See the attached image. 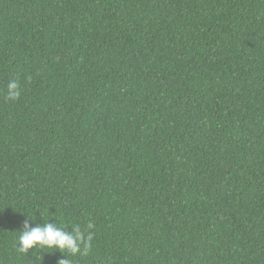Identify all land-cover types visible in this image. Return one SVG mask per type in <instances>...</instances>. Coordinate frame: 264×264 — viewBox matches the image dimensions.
Wrapping results in <instances>:
<instances>
[{
  "label": "trees",
  "instance_id": "16d2710c",
  "mask_svg": "<svg viewBox=\"0 0 264 264\" xmlns=\"http://www.w3.org/2000/svg\"><path fill=\"white\" fill-rule=\"evenodd\" d=\"M61 259L264 264V0H0V264Z\"/></svg>",
  "mask_w": 264,
  "mask_h": 264
},
{
  "label": "clouds",
  "instance_id": "9594fccd",
  "mask_svg": "<svg viewBox=\"0 0 264 264\" xmlns=\"http://www.w3.org/2000/svg\"><path fill=\"white\" fill-rule=\"evenodd\" d=\"M7 89V99L14 101L20 97V87L15 80L9 81ZM87 228L92 229L94 225L89 223ZM72 229L73 231L70 232L50 222L33 228L26 221L23 231H19L17 250L21 253H26L39 246L42 249H56L61 252L67 250L73 256L86 253L90 247L92 235L90 233L86 235L78 225ZM59 264H70V261L61 259Z\"/></svg>",
  "mask_w": 264,
  "mask_h": 264
}]
</instances>
